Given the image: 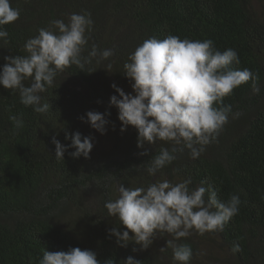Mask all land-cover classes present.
<instances>
[{"label":"trees","instance_id":"obj_1","mask_svg":"<svg viewBox=\"0 0 264 264\" xmlns=\"http://www.w3.org/2000/svg\"><path fill=\"white\" fill-rule=\"evenodd\" d=\"M11 6L20 9V17L3 26L9 42L0 41V69L4 57L27 55L24 45L39 29L57 31L51 22L68 23L72 13H91L94 21L83 55L92 45L112 49L114 55L100 62L93 58L84 70L72 65L58 73L40 94L49 105L44 114L23 105L18 91L0 85V264H39L44 249L75 247L94 251L101 264H124L129 256L141 264H178L168 240L192 247L191 264H264V13L252 0H11ZM170 34L211 39L220 51L234 49L240 64L232 67L258 73L260 93L253 94L251 81L236 88L224 103L241 115L230 117L218 140L197 159L187 149L175 153L171 164L151 176L146 169L152 157L161 147L171 150L172 144L138 147L137 129L121 131L110 98L118 96L113 84L135 94L123 73L129 55L146 39ZM89 111L105 114V134L80 119ZM11 115L23 120L21 129L14 128ZM77 131L93 137L90 157L66 152L64 160H57L53 137L70 145L66 134ZM189 178L190 189L211 186L221 201L239 196V212L223 232L201 236L193 230L180 240L159 234L143 250L135 242L127 247L117 243L110 230L127 229L109 216L105 203L118 198L121 184L146 188L162 179L175 184ZM207 240L218 243L219 257L205 253ZM237 243L241 250L234 253Z\"/></svg>","mask_w":264,"mask_h":264},{"label":"clouds","instance_id":"obj_2","mask_svg":"<svg viewBox=\"0 0 264 264\" xmlns=\"http://www.w3.org/2000/svg\"><path fill=\"white\" fill-rule=\"evenodd\" d=\"M19 17L20 9L13 8L11 0H0V41L9 42L8 31L3 26L14 23ZM51 23L57 31L39 29V34L24 45L27 55L4 57L6 63L0 69V85L18 91L20 102L38 114L49 109L47 103L41 102L40 94L54 84L58 73L72 65L84 70L93 58L100 62L114 55L112 49L100 50L96 45H92L87 56L83 55L89 42L88 33L94 25L91 13H72L68 23L62 19ZM233 64H240L234 49L220 51L211 39H181L171 34L162 40L155 36L146 39L129 55L123 73L135 94H126L113 84L118 96L110 98V105L118 109L121 131H126L128 126L135 127L137 146L141 148L145 143L156 145L158 141L172 144L171 150L161 147L152 157L146 169L149 175L155 176L171 164L177 152L187 149L191 158L197 159L207 145L216 142L230 117L235 119L241 115L233 113L232 106L224 103V98L233 95L236 88L251 81L253 94L260 93L259 74L247 68L234 69ZM111 67L109 63L107 70ZM25 81L31 83L26 85ZM9 119L15 129L23 127V120L16 115ZM80 119L101 134L106 133L105 114L89 111L86 118ZM66 139L71 141L70 145L62 144L56 137L52 139L57 160H64L66 152L73 158L90 157L93 137H82L77 131L66 134ZM70 148L75 151L69 152ZM191 184L190 178L175 184L162 179L146 188L121 184L118 198L105 203L109 216L117 217L127 229L110 230L117 243L127 247L135 242L143 250L151 246L159 234L166 233L180 240L189 237L193 230L201 236L223 232L225 225L239 212V196L233 194L227 201H221L211 186L190 189ZM167 246L172 248L175 262L191 264L194 253L189 244L168 240ZM240 250L238 243L233 246L234 253ZM39 264L101 262L94 251L75 247L59 252L44 249ZM104 264L113 262L108 260ZM124 264L141 262L129 256Z\"/></svg>","mask_w":264,"mask_h":264},{"label":"rangeland","instance_id":"obj_3","mask_svg":"<svg viewBox=\"0 0 264 264\" xmlns=\"http://www.w3.org/2000/svg\"><path fill=\"white\" fill-rule=\"evenodd\" d=\"M252 3H253L254 8L257 11L264 13V0H252ZM205 253H207V254L211 253L217 257H219L222 254L221 250L218 247V243L212 242L210 240L206 241Z\"/></svg>","mask_w":264,"mask_h":264}]
</instances>
